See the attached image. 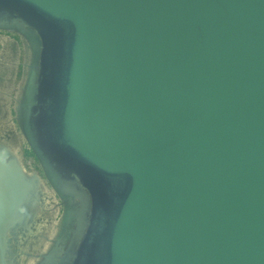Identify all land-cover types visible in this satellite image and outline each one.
Returning <instances> with one entry per match:
<instances>
[{
  "label": "water",
  "instance_id": "1",
  "mask_svg": "<svg viewBox=\"0 0 264 264\" xmlns=\"http://www.w3.org/2000/svg\"><path fill=\"white\" fill-rule=\"evenodd\" d=\"M0 28L31 45L20 130L77 202L35 264H264V0H0ZM35 186L0 146L1 264Z\"/></svg>",
  "mask_w": 264,
  "mask_h": 264
},
{
  "label": "rangeland",
  "instance_id": "2",
  "mask_svg": "<svg viewBox=\"0 0 264 264\" xmlns=\"http://www.w3.org/2000/svg\"><path fill=\"white\" fill-rule=\"evenodd\" d=\"M27 43V39L18 31L0 28V78L2 77L0 79V146L17 157L26 173H34L39 178L40 187L38 192H35L40 199L37 204L45 208H51L53 205V212H38L36 209L28 208L25 210L26 214V212L21 213L19 209L17 212L19 217L21 214L20 220L17 219L18 213H15L16 216L14 215L10 226L6 228L7 251H9V257H7L14 264H20V261L24 260V264H32V258H35L34 255L37 253L36 250L31 252L33 249L29 250L28 244L38 239V248L44 250L49 244L47 239H54L55 233L58 232L56 224L64 208L60 197L45 178L38 161L31 154L16 119L17 100L25 79L23 71ZM39 225L44 229L41 236L39 237L38 233L31 238L30 236L35 233Z\"/></svg>",
  "mask_w": 264,
  "mask_h": 264
},
{
  "label": "bare ground",
  "instance_id": "3",
  "mask_svg": "<svg viewBox=\"0 0 264 264\" xmlns=\"http://www.w3.org/2000/svg\"><path fill=\"white\" fill-rule=\"evenodd\" d=\"M26 38V37H25ZM27 39V38H26ZM27 41H28V39H27ZM29 43V44H28ZM28 43L26 44V46H27V48H26V50H27V60L29 59V56H30V51H31V45H30V42L28 41ZM2 78V77H1ZM0 78V79H1ZM29 174V173H28ZM31 177H32V179L34 180V182H35V184H36V186H35V192H38V187H40V181H39V178L34 174V173H30L29 174ZM36 194V193H35ZM35 194H33V196H27V199L23 202V204L21 205V207L19 208L20 209V212L22 213V212H26L25 210L26 209H31L32 208V210L33 209H36L38 212L39 211H45V212H53L52 211V207H53V205L51 206V208L50 207H44L43 205H38L37 204V201L38 200H40L39 198H38V196L37 195H35ZM62 203H63V207L64 208H70V207H75V205H76V203L77 202H73V201H71L70 199H66V200H62ZM38 205V206H37ZM36 206H37V208H36ZM18 209V210H19ZM17 210V211H18ZM18 213V216L17 217H19V212H17ZM25 214V213H24ZM26 214H27V212H26ZM14 215H15V213L13 214V216H11V218L7 221V224H6V228H7V226H10V223H11V220L13 219V217H14ZM16 216V215H15ZM20 218H21V214H20V217L19 218H17V219H19L20 220ZM16 221V220H15ZM17 222V221H16ZM19 222V221H18ZM15 223V222H14ZM16 224V223H15ZM14 224V225H15ZM64 225V223H62L61 222V219L57 222V224H56V226H57V231H60L61 230V227ZM12 227H14L13 225H12ZM6 228H5V239H6ZM43 227L42 226H37V228H36V230H35V233H33L30 237L32 238V236H34L35 234L37 235L38 233H39V237L41 236V234H42V232H43ZM9 237V236H8ZM54 237H55V235H54ZM30 238V239H31ZM34 239V238H33ZM10 240V239H9ZM47 240H49V244L47 245V247L44 249V250H40L39 248H38V242H39V240L38 239H34V241H32L31 243H29L28 244V249L29 250H32L33 249V251H31V252H35L34 250H36V255H34L35 256V258H32V264H35L38 260H39V257H40V255L42 254V253H44L45 251H46V249H48L49 247H50V245L52 244V242H53V238H51V239H47ZM6 241H7V239H6ZM10 245V244H9ZM8 247V246H7ZM8 249V248H7ZM27 249V248H26ZM8 252L9 251H7L6 250V252H5V259L7 260V264H14L13 262H11V260L10 259H8ZM8 256V257H7ZM25 261V260H24ZM24 261H20V264H24ZM1 264V263H0Z\"/></svg>",
  "mask_w": 264,
  "mask_h": 264
},
{
  "label": "trees",
  "instance_id": "4",
  "mask_svg": "<svg viewBox=\"0 0 264 264\" xmlns=\"http://www.w3.org/2000/svg\"><path fill=\"white\" fill-rule=\"evenodd\" d=\"M30 152H31V150H30ZM31 154L33 155V153L31 152ZM34 156V155H33ZM34 158H35V156H34Z\"/></svg>",
  "mask_w": 264,
  "mask_h": 264
}]
</instances>
